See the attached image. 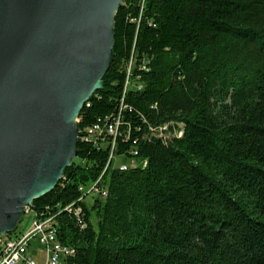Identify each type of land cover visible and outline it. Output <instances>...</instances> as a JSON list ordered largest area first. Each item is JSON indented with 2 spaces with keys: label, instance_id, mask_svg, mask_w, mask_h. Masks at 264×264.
<instances>
[{
  "label": "trees",
  "instance_id": "16d2710c",
  "mask_svg": "<svg viewBox=\"0 0 264 264\" xmlns=\"http://www.w3.org/2000/svg\"><path fill=\"white\" fill-rule=\"evenodd\" d=\"M111 51L77 129L120 113L128 140L113 159L146 166L104 172L109 148L78 136L57 185L31 204L76 250L63 264H264V0H123ZM101 175L106 196L79 203Z\"/></svg>",
  "mask_w": 264,
  "mask_h": 264
},
{
  "label": "water",
  "instance_id": "95a60500",
  "mask_svg": "<svg viewBox=\"0 0 264 264\" xmlns=\"http://www.w3.org/2000/svg\"><path fill=\"white\" fill-rule=\"evenodd\" d=\"M122 2L0 0V236L70 165L71 121L101 88Z\"/></svg>",
  "mask_w": 264,
  "mask_h": 264
},
{
  "label": "built area",
  "instance_id": "2783aa9c",
  "mask_svg": "<svg viewBox=\"0 0 264 264\" xmlns=\"http://www.w3.org/2000/svg\"><path fill=\"white\" fill-rule=\"evenodd\" d=\"M134 60L131 58L126 67V78L124 83V93L129 86V78L131 75V69L134 66ZM141 70L147 71L145 61L140 66ZM138 89H142L139 85ZM86 107L89 104L85 105ZM120 113L116 118L103 117L99 119L97 123L86 128L83 132L78 131V136L81 141L88 142L96 148H109V159L113 158V151L116 145L115 135L118 128L120 119ZM109 119H113L117 124H108ZM173 124V123H170ZM122 126V125H121ZM158 127H154L156 132ZM134 156L135 151L132 152ZM126 167L122 166L121 170H125ZM85 190L80 188L79 191ZM100 185V181H97L90 189L85 190L86 195H106V192ZM67 212L71 213L70 207H67ZM66 211V210H65ZM31 210L28 206H25L22 210L21 217L31 214ZM81 210L74 212L75 217L80 220ZM41 247L40 249L37 248ZM76 252L73 247L63 245L57 237V226L53 217L48 212L45 215L36 216L34 214V220L31 228L22 234H19L15 239L1 237L0 238V264H61L70 258V254ZM41 259H39V255ZM41 262L39 263V261Z\"/></svg>",
  "mask_w": 264,
  "mask_h": 264
},
{
  "label": "bare ground",
  "instance_id": "6f19581e",
  "mask_svg": "<svg viewBox=\"0 0 264 264\" xmlns=\"http://www.w3.org/2000/svg\"><path fill=\"white\" fill-rule=\"evenodd\" d=\"M138 87L139 86H137V90L139 91V90H141V89H138ZM142 87V86H141ZM128 88V87H127ZM126 88V89H127ZM87 103V102H86ZM85 103V104H86ZM112 118H116V117H114V116H112ZM119 121L121 122V123H118V128H117V132H116V135H115V139H116V143H117V141L118 140H123L124 142H126L127 140H128V134H127V132H125V130H121V127L124 125L123 124V122H122V120H121V117H120V119H119ZM78 122V120H76V119H73L72 121H71V124L73 125V124H76ZM108 124H112V125H115V124H117V122L115 121V120H113V119H109V121H108ZM170 124V123H169ZM169 124H164V125H168L169 126ZM122 125V126H121ZM124 127V126H123ZM154 129V128H153ZM152 128H150L149 129V134L153 137V136H156V135H158V136H160V133H162V131H165L166 129H167V126H163V127H161V128H159V130H156V132L153 130ZM181 131L178 133V137H180L181 136ZM162 135V134H161ZM135 155H137V153H135ZM112 163L113 162V158H111V159H109L108 160V163H107V165H106V167H105V169H104V172H105V170L107 169V167H108V165H109V163ZM138 164H140V165H142V168H144L145 166H146V162L144 161V162H142V163H136L135 162V158H131L130 160H127V162L126 163H123V164H121L120 166H119V171H127L129 168H134L136 165H138ZM113 166V165H112ZM122 166H125L126 167V169L125 170H121V167ZM103 174V173H102ZM101 178H102V175L98 178V180L97 181H100L101 180ZM97 181H95V183L97 182ZM94 183V184H95ZM93 184V185H94ZM93 185H91L89 188L88 187H84V189L85 190H87V189H90ZM83 188V187H82ZM85 190H82V191H80V193H81V197L79 198V200H78V202L79 203H82V204H84V203H86V198H87V196H89V195H86V191ZM29 196V198H32V196H34V195H28ZM106 196V195H105ZM105 196H103V195H94L93 197L94 198H103V197H105ZM29 207V206H28ZM67 207H70L71 208V210H72V212L74 213V212H76V211H78V210H81V209H77V208H75V207H73V205H69V206H67ZM67 207L65 208V210L67 211L68 209H67ZM31 210V209H30ZM81 214V213H80ZM54 219V218H53ZM2 236H0V238H1ZM18 237V236H17ZM11 238V237H10ZM16 238V237H15ZM63 245H65V244H63ZM67 246V245H66ZM75 255V252H72L71 254H70V258H72L73 256Z\"/></svg>",
  "mask_w": 264,
  "mask_h": 264
},
{
  "label": "rangeland",
  "instance_id": "374dc122",
  "mask_svg": "<svg viewBox=\"0 0 264 264\" xmlns=\"http://www.w3.org/2000/svg\"><path fill=\"white\" fill-rule=\"evenodd\" d=\"M75 162L76 163H79L80 161L79 160H75ZM127 162V160H125L123 157H119V156H115L114 157V159H113V162H112V165H113V167L115 166V167H119L121 164H123V163H126ZM111 165V166H112ZM119 169V168H118ZM98 180V179H97ZM96 180V181H97ZM102 181L100 180V183H101ZM95 182H93L92 184H90L89 186H88V188L91 186V185H93ZM103 187V186H102ZM104 188V187H103ZM105 192H106V190H104ZM93 195H89V196H87V198H86V204H91L92 202H93ZM85 204V203H84ZM26 206H28V205H26ZM29 208L31 209V206H29ZM21 218V217H20ZM33 220H34V214L33 213H31V214H29V215H24L23 216V218H22V220H21V222L18 224V226H17V228H16V233L18 234V233H20V234H22V233H25V232H27L30 228H31V225H32V222H33ZM17 225V224H16ZM2 237H6L5 235H2ZM11 238L12 239H15V235H12L11 236ZM37 248L38 249H40L41 247H38L37 246ZM43 254L41 253L40 254V257L42 256ZM39 257V258H40ZM61 264H63V263H61Z\"/></svg>",
  "mask_w": 264,
  "mask_h": 264
},
{
  "label": "crops",
  "instance_id": "0c3cea01",
  "mask_svg": "<svg viewBox=\"0 0 264 264\" xmlns=\"http://www.w3.org/2000/svg\"><path fill=\"white\" fill-rule=\"evenodd\" d=\"M39 257H40V255H39ZM39 259H41V257L39 258ZM41 262V260L39 261V263Z\"/></svg>",
  "mask_w": 264,
  "mask_h": 264
}]
</instances>
